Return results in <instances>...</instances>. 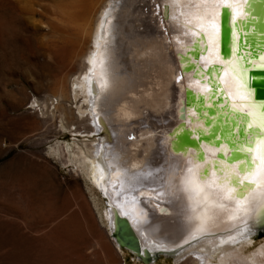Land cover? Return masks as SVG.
Returning a JSON list of instances; mask_svg holds the SVG:
<instances>
[{
	"label": "bare ground",
	"instance_id": "bare-ground-1",
	"mask_svg": "<svg viewBox=\"0 0 264 264\" xmlns=\"http://www.w3.org/2000/svg\"><path fill=\"white\" fill-rule=\"evenodd\" d=\"M96 1L61 0L54 1L51 8L44 7L50 34L45 48L56 59L59 77L55 91L43 102L40 113L54 121L58 114V127L64 132L74 136L88 134L84 135L88 138L82 145L75 142L77 139L51 144L47 158L81 174L89 189L99 199L97 190L104 197L105 226L118 250L127 249L119 245L112 233L116 215L128 221L138 239L139 252L134 253L137 259L145 255L152 259L163 252L173 256L174 263L181 261L179 264H264V243L253 251H243L253 235L264 230V220L257 222L255 218L257 201L247 202L246 211L234 220L228 219L229 211L213 209L214 219L206 231L196 233L193 238L194 221L189 218L194 214L178 191V181L192 166L189 160L194 153L203 154L206 160L232 158L217 149L225 145L231 148V140L237 134L229 137L227 131L219 135L221 125L216 117H220L222 124L226 117L227 126L230 119L234 120L232 129L239 125L243 131L242 115L232 108L238 102L235 82L219 62L222 59L218 44L212 47L211 40L193 35L200 32L199 26H184V18L178 10L167 8V0H98L97 4ZM255 1L251 0L245 14L246 0H240L236 24L229 17L231 51L224 60L235 58L233 36L237 37L238 32L242 37L253 36L254 46L264 39V29L262 33L256 30L257 17L250 13ZM212 23L218 40V15ZM261 49L256 57L264 54V48ZM194 52L196 58L192 56ZM248 54L245 49L235 55ZM74 63L79 64V70ZM186 88L194 97L188 105H184ZM65 103H74L75 111ZM208 107L213 110L211 116L206 114ZM205 118H209L208 125L203 124ZM73 119L85 122L88 129H78L71 123ZM214 123L218 129L213 137L200 139L196 147H176L174 132L185 128L196 138L207 135ZM244 136L243 131L239 142H243ZM185 151L189 153L187 157ZM195 163L193 160L192 164ZM209 178H214L211 172ZM36 201L33 199L32 205ZM82 226L78 227L76 222L75 226L64 224L63 231L81 245L90 237ZM86 228L90 234L95 230L93 225ZM96 245L104 249V260L109 258L111 245L106 242Z\"/></svg>",
	"mask_w": 264,
	"mask_h": 264
},
{
	"label": "rangeland",
	"instance_id": "rangeland-1",
	"mask_svg": "<svg viewBox=\"0 0 264 264\" xmlns=\"http://www.w3.org/2000/svg\"><path fill=\"white\" fill-rule=\"evenodd\" d=\"M54 1L61 2L0 0V264H179L163 252L141 261L125 249H116L105 226L104 197L94 187L100 200L81 174L46 156L55 142L77 139L82 145L88 138L59 129L58 114L54 121L40 113L59 77L56 59L45 48L50 34L44 7L51 8ZM74 68L79 70V64L74 63ZM65 105L75 111L74 103ZM71 123L88 129L85 122ZM33 199L39 201L37 207ZM74 221L83 225L88 242L80 245L63 231L64 224L75 226ZM89 225L95 228L92 235L86 231ZM97 242L111 245L116 251L112 249L113 258L107 256L104 263L105 251ZM263 243L264 230H260L243 251Z\"/></svg>",
	"mask_w": 264,
	"mask_h": 264
},
{
	"label": "snow or ice",
	"instance_id": "snow-or-ice-1",
	"mask_svg": "<svg viewBox=\"0 0 264 264\" xmlns=\"http://www.w3.org/2000/svg\"><path fill=\"white\" fill-rule=\"evenodd\" d=\"M241 6L240 0H167V8L179 11V15L184 18V26L193 24L199 26L200 32H194L193 35H202L211 40L212 47L218 44L217 30L212 21L216 19L219 10H227L232 23L236 24V10ZM243 6L247 14L251 0H246ZM243 19L242 16L241 21ZM237 45L238 40L234 35L235 58L219 62L225 65V69L230 72L235 82V95L238 102L232 104V108L248 118L247 121L241 118L245 136L243 142H239L240 136H234V134L240 129L233 128L228 132L229 137L234 136L231 140L232 147L225 145L217 149L224 155H230L232 158L229 161L206 160L203 154L194 153L192 160H189L192 166L187 168L186 175L178 181V191L183 194L181 198L187 201L194 214L189 218L194 221L193 238L196 233L206 231L209 222L214 219L211 214L213 209L229 211L228 219L234 220L239 218V213L246 211L247 202L255 200L258 202L255 218L257 222L264 220V103L255 102L248 75L253 66L264 70V54L256 58H251L250 54L236 56V52L239 51ZM205 50H208L207 47ZM241 61H244L245 67H241ZM204 88L207 90L206 85ZM176 131L178 132L179 128ZM175 134L174 132L173 135ZM184 155L187 157L189 153L185 151ZM193 160L196 161L194 165ZM210 172L214 177L212 179L209 178Z\"/></svg>",
	"mask_w": 264,
	"mask_h": 264
},
{
	"label": "water",
	"instance_id": "water-1",
	"mask_svg": "<svg viewBox=\"0 0 264 264\" xmlns=\"http://www.w3.org/2000/svg\"><path fill=\"white\" fill-rule=\"evenodd\" d=\"M256 4L253 7L252 11L250 10V13H253L255 17H257V20L255 21V28L258 30L259 33H262L264 29V0H256ZM230 39H231V27L229 24V15L228 11L225 9L219 10L218 14V54L222 60L228 59L230 55ZM237 40H238V49L239 51L237 53H240L241 51H245V49L248 50L251 58H256V52L261 51V48H264V39H260L262 42H258L257 45L254 46L255 39L251 35H247V37H242L241 33L238 32L237 34ZM247 44V45H246ZM194 58L197 57V53L194 52L192 55ZM242 56V55H241ZM244 67L246 66L243 61ZM189 66H186V70H188ZM216 74V73H215ZM249 83L252 87V90L254 92V99L255 101L264 103V70H261L259 68H250L249 70ZM212 92H214V88L210 87ZM194 97L190 89L184 90V105H188L193 101ZM220 97L217 96L216 100L218 101ZM207 116H211L213 114V110L211 108L206 109ZM242 118L244 117L242 113H240ZM223 124L221 123L220 117H216V122L220 123V131L219 135L222 134V132L230 131L234 125V120H229V126H227V120L226 117L223 118ZM209 118H205L203 120L204 125H208ZM237 128L240 129L239 132L236 134L240 136V138L243 136V131L241 127L238 125ZM217 125L214 123L211 126V131L207 133V135H198L196 138H193L189 135V131L185 128L181 129L178 133L174 135L175 139V145L177 148H180L182 146L186 147H196L197 141L200 139L207 140L210 137H213L215 133L217 132ZM219 139L216 140V143ZM230 144V143H229ZM230 156V155H229ZM217 157H221L220 153H217ZM231 158V156H230ZM165 206H162V211H164ZM114 234L116 240L118 241L119 245L126 248L131 254L134 255V253L139 252V242L132 231L128 221L124 217H120L116 215L115 217V228L112 231ZM150 259L149 256H144L140 258L141 261H148Z\"/></svg>",
	"mask_w": 264,
	"mask_h": 264
}]
</instances>
